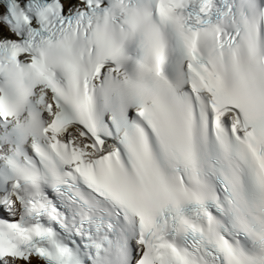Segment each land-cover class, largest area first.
<instances>
[{
	"label": "snow or ice",
	"instance_id": "6c2138e0",
	"mask_svg": "<svg viewBox=\"0 0 264 264\" xmlns=\"http://www.w3.org/2000/svg\"><path fill=\"white\" fill-rule=\"evenodd\" d=\"M0 264H264V0H0Z\"/></svg>",
	"mask_w": 264,
	"mask_h": 264
}]
</instances>
